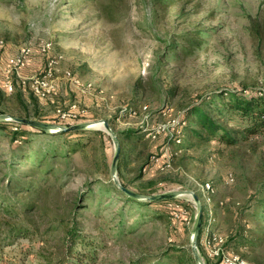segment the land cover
<instances>
[{
    "label": "rangeland",
    "instance_id": "rangeland-1",
    "mask_svg": "<svg viewBox=\"0 0 264 264\" xmlns=\"http://www.w3.org/2000/svg\"><path fill=\"white\" fill-rule=\"evenodd\" d=\"M251 21L264 23V0H0V67L25 43L35 50L39 43L50 41V54L59 58L55 96L39 100L28 91L2 93L0 110L19 119L37 115L57 127H64L59 124L61 114L67 119L75 113L68 119L77 124L108 121L119 135L117 161L121 159L122 165L124 159L123 172L117 174L115 169L119 183L123 180L130 191L144 196L193 192L202 207V236L227 239L236 217L243 215L244 224L256 229L261 223L252 220L253 208L244 207L264 182V131L236 148L219 147L217 152L211 145L194 147L185 152L183 161L181 154L168 168L158 170L161 160L155 159L139 170L151 151L149 140L166 133L189 103L235 89L264 91V38L253 39ZM199 30L193 50L182 52L189 46L179 37L187 32L194 36ZM44 62L34 56L24 76L40 73ZM87 130L88 147L67 158H63L62 131L29 135L26 143H12L0 131V206L18 207L23 196L16 200L10 192L16 181L33 179L30 168L51 145L56 154H47L38 170L46 178L39 199L34 195L28 199L39 207L30 216L38 233L8 242L0 264L42 263L35 253L45 241L47 246L59 238L61 242L71 220L78 223L95 257L89 264H177L180 255L191 252L197 215L192 198L186 194L174 198L175 210L166 219L159 218V206L125 200L115 191L110 173L115 154L111 137L101 125ZM134 130L130 140L122 136ZM130 147L134 151L126 157L124 150ZM165 184L164 191H157ZM259 194L264 198V190ZM2 219L21 222L0 212ZM199 247L203 263H214L207 249ZM231 252L248 264H264V242L252 251L244 246Z\"/></svg>",
    "mask_w": 264,
    "mask_h": 264
},
{
    "label": "trees",
    "instance_id": "trees-1",
    "mask_svg": "<svg viewBox=\"0 0 264 264\" xmlns=\"http://www.w3.org/2000/svg\"><path fill=\"white\" fill-rule=\"evenodd\" d=\"M197 32L198 33L194 36H191L190 32H187L179 37L178 41L180 40L185 45L188 44L189 46V49L185 46L187 49L184 47L182 52L193 50L192 48L195 47L197 38L201 36V30ZM250 33L253 39L262 40L264 38V23L260 24L258 21H251ZM34 54L35 57H39L41 61L43 59L45 62L50 55L40 56L36 50H34ZM6 60L7 59H5V61ZM0 83V94H8L3 89V80L0 81ZM13 83L14 90L9 94L16 91H28L27 89L21 87L19 79L16 76L13 77ZM169 93L173 96L174 91L170 90ZM32 97L35 96L32 95ZM33 101L36 103L34 99ZM2 114L3 112L0 110V115ZM178 117V121L170 127L166 133L160 136H154L151 141L149 140V143H151V151L147 154V158L139 167V170H144V168L150 167L155 159L157 161L159 159L161 160L158 170H161V167L167 164L174 165V161L179 157V155L182 154L181 161H183L186 158L185 152L193 149L194 147L202 148L206 145H211L215 147V150L218 152L219 147L222 148V150L227 148H236L241 143L253 140L254 138H259L264 131V91L259 89H235L231 92L223 91L212 97H200L194 103H189L182 111H180ZM22 118L48 123V121L46 122L43 118L37 115L35 117H31L29 114H25ZM81 121L83 122L85 120ZM78 122L79 121L72 119H62L59 124L64 127H68L77 124ZM108 124L110 125L109 122ZM27 128L28 127L21 123H15L9 120H0V131L6 132L12 143L17 142V140L26 143L28 140L25 138L29 135L48 134L47 131L41 129L33 128L32 130L35 132H32L29 131L31 128ZM152 130L153 129H150L149 131ZM127 132L128 133H123L122 136H124L125 139L130 140L132 138V133L136 132V130ZM88 133L89 130L87 129L62 132L60 137L64 138V141H62L64 143L63 158L80 153L88 147L87 144L90 141L87 137ZM116 135L119 138V135ZM103 137L104 135H102L101 138ZM133 142L137 143L138 141L134 140ZM120 147H122L121 143ZM61 148L63 147L61 146ZM124 151V154L127 157L133 153L134 148L130 147ZM50 152H52V154H50ZM54 152V148L51 145L47 148L45 155L39 160L37 165H32L29 173L33 179L22 181L23 183L16 181L14 184V191H10L14 194L12 197L17 200V196H23L18 201V203L20 202L18 207L15 205L0 206V212H2L5 217L12 220L21 219V222L14 224H11V221L8 219H2L0 221V235H4H2L3 237L0 236V262L3 260V247L8 245V242L12 243V240L19 238L29 239L38 233V227L32 224L30 216H32V214L37 211L39 207H37V202L30 201L28 199H30L33 195L36 201L39 199V196L42 193L40 186L46 178L43 180L44 176H39L38 170H41L44 166V163L47 160V154L52 157L56 156ZM165 155L166 157H164ZM189 158L193 159V156H189ZM120 161L121 159L117 161L115 167L117 174H119V172H123L124 159H122V165ZM46 174H48V172H45V175ZM120 184L128 189L127 184H125L123 180H120ZM166 185L167 184L163 185L165 187L161 186L157 189V191H164L167 188ZM261 190H264V182L261 184L258 194L254 196V200H251L249 205L244 207V209L250 211L253 208V212L251 213L252 220L261 223V225L257 226L256 229H253L248 226V223L244 224V215L236 217L235 228L233 232L227 236L226 242L223 245V249L226 252H231L233 249L244 246H247L248 249L252 251L254 248L263 244L264 225L262 224L264 223V198L259 194ZM115 191L121 194L125 200L130 202L159 206V212L161 213L159 216L160 219L170 217L173 213L172 211L175 210V207H173L175 204L174 199L144 203L141 200L128 197L118 189H115ZM182 218L185 220V217H182L181 215V219ZM77 227L78 223L75 220H71L65 229L61 242L59 238L55 240L51 246H47L49 244L45 241L41 249L35 253V256L41 259L42 263L40 264H70L71 262H74V264L92 263L95 257L89 251V243H87L86 239L79 233V229ZM204 227L205 223L203 222L198 237L197 250L200 249L199 242L203 237L202 231ZM48 247H51V249H47ZM181 251V249L177 250L179 253ZM198 253L200 257H203L200 251ZM177 264L197 263L195 262L192 253L189 252L185 255H180V257L177 258Z\"/></svg>",
    "mask_w": 264,
    "mask_h": 264
},
{
    "label": "built area",
    "instance_id": "built-area-1",
    "mask_svg": "<svg viewBox=\"0 0 264 264\" xmlns=\"http://www.w3.org/2000/svg\"><path fill=\"white\" fill-rule=\"evenodd\" d=\"M1 46L2 42H0V47ZM51 47L52 43L50 41H45L39 43L35 50L40 56H47L51 52ZM34 56L35 54L33 45L30 43H25L17 49L14 55L7 58L3 67H0L3 74V89L6 91V93L9 94L14 90L13 77L16 76L19 79L21 87L27 89L39 100H46L49 97L55 96L57 94L54 68L59 60L58 56L50 54L40 73L31 76L20 75L21 71L33 64ZM64 74L66 78L70 77V73L68 71H65ZM72 82L77 84L78 80L73 79ZM145 109V107H142V110ZM131 112L133 113L134 111L130 109V113ZM74 114H68L67 119L70 117H75ZM60 117L61 119H66L65 114H61ZM168 167H170V164L161 167V169ZM232 181V176L228 175V182L231 183ZM206 188L209 190L208 186ZM207 201L209 202V198ZM174 216L178 218V215ZM225 242L226 238H222L213 234H205L200 240V245L207 249L209 258L215 260L212 264H248V262L237 253L226 252L223 249Z\"/></svg>",
    "mask_w": 264,
    "mask_h": 264
},
{
    "label": "water",
    "instance_id": "water-1",
    "mask_svg": "<svg viewBox=\"0 0 264 264\" xmlns=\"http://www.w3.org/2000/svg\"><path fill=\"white\" fill-rule=\"evenodd\" d=\"M0 120H13L17 123H21V124L30 126L32 128L41 129V130L51 132V133L58 132V131L63 132V131L82 130V129H87L93 125H101L102 128L104 129V131L111 137L113 145H114L115 154H114L112 162H111L110 173H111L112 181H113L114 185L122 193H124L125 195H127L130 198H133L136 200H141V201H149V202L174 199V198H177L178 196L184 195V194H186L192 198V200L196 206L197 215H196L195 226H194V229H193L192 235H191L190 248H191V253H192V256H193L195 262L197 264H204L203 261L201 260L200 256H199L198 250H197L198 237H199V233H200L201 228H202V207H201V204L199 202L198 197L191 191H171V192L163 193V194L144 196L141 194L134 193V192L126 189L125 187H123L117 181L116 176H115V164H116L118 154H119V144H118V140H117L116 135L110 129L107 121L99 120L96 123H80V124H76V125H71L68 128H64V127H57L56 125H53V124L42 123V122H37V121H32V120L19 119V118L10 117L7 115H0Z\"/></svg>",
    "mask_w": 264,
    "mask_h": 264
},
{
    "label": "crops",
    "instance_id": "crops-1",
    "mask_svg": "<svg viewBox=\"0 0 264 264\" xmlns=\"http://www.w3.org/2000/svg\"><path fill=\"white\" fill-rule=\"evenodd\" d=\"M1 70V69H0ZM24 71V70H23ZM23 71H21L20 72V75H22V76H24V72ZM0 86H1V83H0Z\"/></svg>",
    "mask_w": 264,
    "mask_h": 264
}]
</instances>
